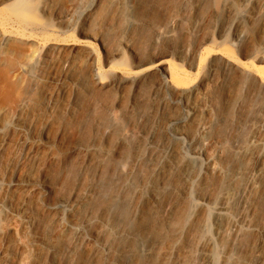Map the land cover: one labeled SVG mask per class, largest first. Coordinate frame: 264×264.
Instances as JSON below:
<instances>
[{
  "label": "rangeland",
  "instance_id": "374dc122",
  "mask_svg": "<svg viewBox=\"0 0 264 264\" xmlns=\"http://www.w3.org/2000/svg\"><path fill=\"white\" fill-rule=\"evenodd\" d=\"M16 2L0 264H264V0Z\"/></svg>",
  "mask_w": 264,
  "mask_h": 264
},
{
  "label": "bare ground",
  "instance_id": "6f19581e",
  "mask_svg": "<svg viewBox=\"0 0 264 264\" xmlns=\"http://www.w3.org/2000/svg\"><path fill=\"white\" fill-rule=\"evenodd\" d=\"M28 0H17L14 7V12L20 18H27ZM228 61H235L234 58L229 54L227 56ZM143 71V70H142ZM160 72L164 76L169 77L170 82L174 85L176 90L182 86L177 82L179 75L175 64L169 59H163L157 63L154 67L145 68L144 72ZM140 73V72H139ZM16 96V87L10 82L9 72L4 68H0V101L11 102ZM223 209V208H222ZM224 210V209H223Z\"/></svg>",
  "mask_w": 264,
  "mask_h": 264
}]
</instances>
